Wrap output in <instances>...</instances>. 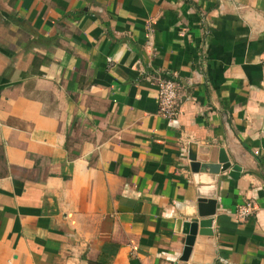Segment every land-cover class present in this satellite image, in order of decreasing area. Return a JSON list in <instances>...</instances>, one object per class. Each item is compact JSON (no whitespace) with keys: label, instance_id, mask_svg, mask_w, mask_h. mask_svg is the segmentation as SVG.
Wrapping results in <instances>:
<instances>
[{"label":"crops","instance_id":"1","mask_svg":"<svg viewBox=\"0 0 264 264\" xmlns=\"http://www.w3.org/2000/svg\"><path fill=\"white\" fill-rule=\"evenodd\" d=\"M194 148L215 264H264V0H0V264H196Z\"/></svg>","mask_w":264,"mask_h":264},{"label":"water","instance_id":"2","mask_svg":"<svg viewBox=\"0 0 264 264\" xmlns=\"http://www.w3.org/2000/svg\"><path fill=\"white\" fill-rule=\"evenodd\" d=\"M190 160L198 184V200L195 207L179 208L180 216L195 219L194 222H182V232L186 236L182 261H188L191 257L196 264H215L218 252L212 217L216 214L218 182L221 172L227 171L232 165L223 155L218 160L214 151L210 155L198 156L195 148ZM234 170H239V167L234 166Z\"/></svg>","mask_w":264,"mask_h":264},{"label":"built area","instance_id":"3","mask_svg":"<svg viewBox=\"0 0 264 264\" xmlns=\"http://www.w3.org/2000/svg\"><path fill=\"white\" fill-rule=\"evenodd\" d=\"M159 110L158 114L167 120H172L178 113L177 100L178 88L174 81L163 80L158 85ZM252 204H246L239 208L237 216L244 220L254 212Z\"/></svg>","mask_w":264,"mask_h":264}]
</instances>
